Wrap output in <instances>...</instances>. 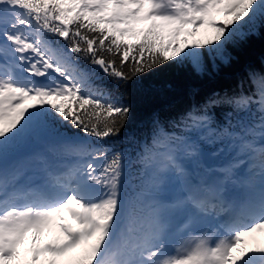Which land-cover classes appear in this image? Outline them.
<instances>
[{
  "label": "snow or ice",
  "instance_id": "1",
  "mask_svg": "<svg viewBox=\"0 0 264 264\" xmlns=\"http://www.w3.org/2000/svg\"><path fill=\"white\" fill-rule=\"evenodd\" d=\"M262 30L264 0H0V264H264V70L154 117L131 192L112 139L143 74Z\"/></svg>",
  "mask_w": 264,
  "mask_h": 264
},
{
  "label": "trees",
  "instance_id": "2",
  "mask_svg": "<svg viewBox=\"0 0 264 264\" xmlns=\"http://www.w3.org/2000/svg\"><path fill=\"white\" fill-rule=\"evenodd\" d=\"M229 51L234 57L230 65L221 64L217 69L206 73L194 71L187 62L168 63L139 78L144 87L126 96L132 112L120 135L112 138L119 141L118 146L130 157L131 166L126 172L127 183L135 186L139 182L140 165L134 161L140 145L149 135L154 117H158L164 123L165 130L170 131L168 123L179 114L213 93H224L235 88L237 80L248 67L264 70V30L239 46H229ZM212 111L215 120L223 123V113L227 109L216 107Z\"/></svg>",
  "mask_w": 264,
  "mask_h": 264
},
{
  "label": "rangeland",
  "instance_id": "3",
  "mask_svg": "<svg viewBox=\"0 0 264 264\" xmlns=\"http://www.w3.org/2000/svg\"><path fill=\"white\" fill-rule=\"evenodd\" d=\"M35 144L30 145V148L33 147ZM54 233H50V232H45L40 238H39V242L40 243H46L48 241H50L53 238Z\"/></svg>",
  "mask_w": 264,
  "mask_h": 264
}]
</instances>
